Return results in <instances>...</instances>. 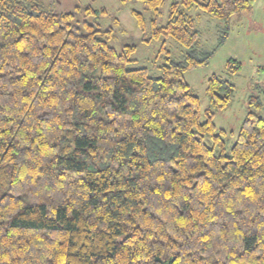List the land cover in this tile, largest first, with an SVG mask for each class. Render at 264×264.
I'll list each match as a JSON object with an SVG mask.
<instances>
[{"label":"trees","instance_id":"trees-1","mask_svg":"<svg viewBox=\"0 0 264 264\" xmlns=\"http://www.w3.org/2000/svg\"><path fill=\"white\" fill-rule=\"evenodd\" d=\"M255 1L172 3L151 36L184 54L154 76L74 12L0 0V264H264V119L228 150L234 85L210 77L202 112L183 78L215 52L190 12L228 24Z\"/></svg>","mask_w":264,"mask_h":264},{"label":"rangeland","instance_id":"rangeland-1","mask_svg":"<svg viewBox=\"0 0 264 264\" xmlns=\"http://www.w3.org/2000/svg\"><path fill=\"white\" fill-rule=\"evenodd\" d=\"M40 1L54 12H74L76 22L85 21L100 30L109 31L110 44L117 51L133 47L131 68H146L150 74L159 76L162 66L169 60H180L184 54L172 38L151 36V20H155L156 26H164L171 4L181 0H164L156 15L148 8L145 0ZM86 9L98 15L85 16ZM134 13L143 17V28L137 26ZM190 15L195 19L201 47L206 50L215 49V52L208 65L185 71L183 78L199 98L202 112L208 108L205 88L210 77L222 76L234 85L231 104L223 110L215 111L213 119L217 129L227 132L225 139L229 150L236 140L242 121L249 113L264 119V96L261 93L264 88V0H256L249 11L234 15L228 24L203 15L198 8H194ZM224 33L227 34L225 40L217 48ZM236 66L239 67L236 73H231ZM253 97L259 98L261 107L257 106Z\"/></svg>","mask_w":264,"mask_h":264}]
</instances>
